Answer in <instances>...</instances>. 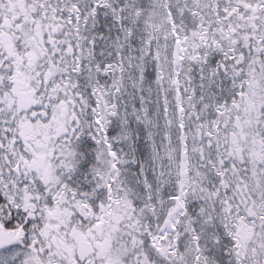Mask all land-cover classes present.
<instances>
[{
	"label": "snow or ice",
	"instance_id": "snow-or-ice-1",
	"mask_svg": "<svg viewBox=\"0 0 264 264\" xmlns=\"http://www.w3.org/2000/svg\"><path fill=\"white\" fill-rule=\"evenodd\" d=\"M0 264H264V0H0Z\"/></svg>",
	"mask_w": 264,
	"mask_h": 264
}]
</instances>
